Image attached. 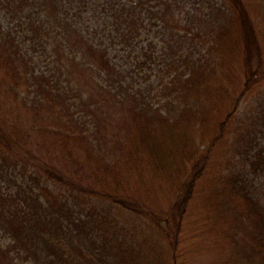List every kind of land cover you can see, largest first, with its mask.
<instances>
[{"label":"trees","instance_id":"1","mask_svg":"<svg viewBox=\"0 0 264 264\" xmlns=\"http://www.w3.org/2000/svg\"><path fill=\"white\" fill-rule=\"evenodd\" d=\"M248 1L157 0L161 110L62 0H10L44 14L23 39L50 38L52 68L0 23V264H264V25ZM120 6L132 38L140 14Z\"/></svg>","mask_w":264,"mask_h":264},{"label":"rangeland","instance_id":"2","mask_svg":"<svg viewBox=\"0 0 264 264\" xmlns=\"http://www.w3.org/2000/svg\"><path fill=\"white\" fill-rule=\"evenodd\" d=\"M5 1L7 5L5 7ZM62 14L67 16L80 31L89 38L94 45L107 50L110 62L125 76V82L131 83L134 88L144 90L147 100L155 107L165 108V103L170 100L163 95V87L168 83V76L161 65V50L163 48L162 33L157 19L152 17L154 10L158 8L157 0H62ZM140 1V4L135 5ZM183 10L195 5L196 0H180ZM130 6L135 16L140 14L138 33L132 38L123 35L125 28L116 20V14L120 10V4ZM135 5V6H134ZM13 4L10 0H0V23L5 29L11 30L17 36L22 49L31 55L36 72L49 73L52 68L49 55L50 38H46L45 48L30 50L29 44L23 39V32L28 22H41L45 19L36 6L27 5L23 9L12 13ZM197 6V4H196ZM249 10L254 14L255 20L264 25V5L262 0H249ZM149 10V11H148ZM150 55V58H147ZM250 104L254 102L248 101ZM248 102L241 103V109ZM168 107V106H166ZM240 109V110H241ZM264 145V138H262ZM17 180V178H16ZM117 217L129 225L137 221L127 211L117 210L112 205L103 204ZM118 209V208H117ZM116 212V213H115ZM123 223V222H122ZM139 225V222L137 223ZM143 225H140V230ZM139 229H137L138 231ZM8 239L0 232V244L6 245ZM192 264H213L212 254L195 253L189 257ZM24 264H39L35 261H26Z\"/></svg>","mask_w":264,"mask_h":264}]
</instances>
